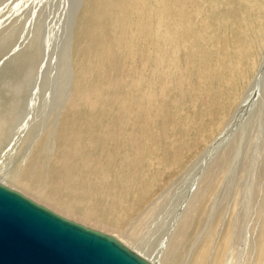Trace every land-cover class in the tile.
Listing matches in <instances>:
<instances>
[{
    "label": "bare ground",
    "instance_id": "bare-ground-1",
    "mask_svg": "<svg viewBox=\"0 0 264 264\" xmlns=\"http://www.w3.org/2000/svg\"><path fill=\"white\" fill-rule=\"evenodd\" d=\"M115 2L118 4L122 1L77 0L76 4H72L73 1L70 3L65 27L71 24V35L67 40V47L64 46L69 55V68H72L65 83L67 89L63 90L59 99L53 100L51 114L41 132L27 131L24 136L19 134L22 137L17 152V163L10 171L7 169L9 180H6L7 176L0 175V182L30 195L67 219L114 236L153 264H232V259L237 257L236 264H264V130L258 129V133L254 138L251 135L250 139L249 133L244 139L241 122L237 138L228 142L234 133L232 125L243 114V110L258 90L263 96L264 105V48L252 78L232 109H228V113L221 118V124L213 130L220 131L216 135L212 134L213 131L210 132L208 140L215 136L186 170L132 218L134 206L147 196L156 178L150 180V189L141 182V173L148 177L147 167L150 163L136 162L134 156L140 155L142 149L148 146V141L151 144L153 135L148 125L142 128L131 116H138V111H141L139 107L144 110L143 103L145 110L148 107L153 109L154 115L164 116L166 113L161 109L162 101L169 105H176L177 102L172 99L173 96L165 97L159 90L156 92L155 88H151V81L154 80L153 72H149L151 68L149 71L147 68L149 61H161L162 57L164 58L163 52V56H157L161 59L155 58L154 53L151 54V49L154 48L150 45L148 33L152 32L147 29H143V35L139 31L134 34L128 32L124 35L123 42L116 40L115 44H107L110 34L114 31V24L118 23L117 15L120 9ZM187 6L189 0H184L181 3V24L190 18L185 15L186 12H182ZM158 11L162 15L160 19L157 15L158 25L167 23L168 17L161 13L162 10ZM214 13L216 14V11ZM3 36H0L2 48L8 46L5 39L7 36ZM154 42L155 46L159 43L163 47L166 45L157 40ZM142 46H146L145 54L142 52ZM35 50L20 52L18 49V54H13L11 62L8 63L15 69L14 77L20 74L21 78L17 77L19 81L16 79L13 84L4 82L7 90L0 97V145L8 140L10 142L11 138L15 139L11 134L16 127L15 121H19V103L25 94L24 89H31L38 74V52ZM146 61L148 66L142 65ZM162 62L160 65L166 63ZM157 72L156 77L160 73ZM20 80L23 81L22 84L19 83ZM137 89L138 94H133ZM119 93L125 97H122L123 103L129 102L130 109H134L127 114L111 113L112 116L108 112L109 117L106 111L121 97L117 96ZM185 106L191 111L193 103H187ZM190 111L181 114V120L186 122L185 128L181 123V136L195 142L201 137L205 126L203 123L206 124L207 121L202 120L204 114L196 120L191 117ZM143 114L145 117L141 118L142 121L150 122L151 120H147L150 118L149 113L145 111ZM16 129L18 131L17 127ZM156 137L159 138V143L166 140ZM206 138L207 136L203 139L201 137L202 142L207 140ZM171 142H175L174 139ZM120 146L121 149H118ZM256 152L262 156L258 161L259 157L254 155ZM255 161L258 165L256 171ZM134 165L138 167L136 171ZM162 172L161 169L158 170V178ZM221 179L222 185L219 183ZM252 180L254 189H251ZM218 186L221 190H218ZM164 202H168L165 219L160 215V219L157 217V221L154 220L155 230H152L151 226L150 230L143 229L140 235V223L145 220V216H149L152 210L165 206L162 205ZM148 223L150 222H145L143 228ZM240 228L244 239L237 250L236 235ZM144 235L150 236L145 240L142 239ZM154 237L157 240H153ZM134 243L141 244L140 249L135 248ZM145 251L153 257L148 256Z\"/></svg>",
    "mask_w": 264,
    "mask_h": 264
},
{
    "label": "rangeland",
    "instance_id": "rangeland-1",
    "mask_svg": "<svg viewBox=\"0 0 264 264\" xmlns=\"http://www.w3.org/2000/svg\"><path fill=\"white\" fill-rule=\"evenodd\" d=\"M117 1H122L118 3L119 6L115 2L120 9L117 15L118 23H115L117 26L114 24V29L112 28L114 31L109 37L111 40L108 38L107 44H115L116 40H121V42H123L125 39L124 35H127L128 32L134 34L136 31H139L140 34H142V31L145 32L143 29L152 32L151 34L148 33V39L151 41L150 45L154 48L151 49V54L153 55L154 53L157 59H161V57H157L159 55H164V58H166L164 59L162 57L161 61H157L153 58L155 60L149 61V67H147V61L143 62L142 65H147L148 71L150 68L154 69V71L151 69L149 71L150 73L153 72V74L151 73L153 78L150 77V79L152 78L155 81V83L151 81V88H155L154 90L156 92L159 90L163 95L165 94V97L169 96L171 98V96H173L172 99H175L177 104H179L178 106L177 104L169 105L166 104L165 101H162L161 109L166 114L161 116L159 114L154 115V113H152L153 109L151 110L148 107L145 110V103H143L144 110H142V107H139L141 111H138V113L135 110L138 116L129 115L142 128L148 125V127H150L149 131L152 133L151 135H153L151 136V144H149L148 141V146L142 149L140 155L136 154V156H134L136 162L139 161L143 164L150 163V166L148 165L147 167L148 177H145L141 173V182L150 189V180L152 181L153 178H156V182L152 189L149 190L147 196L134 206L132 212L133 218L143 210L144 206L154 197L158 196L163 189H166L170 184L172 185L171 182L180 176L186 170L187 166L203 151L205 146L220 131V129H218L214 132V128H217V126L221 124V118L232 109L233 105L242 94L247 82L252 78L261 58L262 48H264V0H189L188 8L184 7L182 12H186L185 15L190 18L182 22L183 24H181V3H183L184 0ZM75 2H77V0H0V36L4 35V38L7 36L5 39L8 42L7 47L4 46L2 48V45L0 46V86H2L0 87L2 88L0 89V97L4 91L7 90L4 82L8 84L11 82L13 84L17 77L21 78L20 74L14 77L15 69L8 64L11 62V56H13V54H18V49H20V52L23 50L26 52L30 49H36L35 51L38 52V76L36 75L35 83L32 84V86L30 85L31 89H24L26 95L23 94V98H21V102L19 103L21 108L20 111H18L17 120L19 121H15V126L18 128V131L16 127H14L15 129L11 134L15 139L11 138L10 142L8 140L0 145V175L3 177L7 176L6 180H9L8 170L10 171L17 163V152L19 151L20 138L22 137L19 134L22 133L24 136L27 131L32 133L41 132L47 124V117L51 114L50 110L52 109L53 100L57 99L66 88V79L69 77L72 68H69L71 66V64L69 66V55L66 49H64V46L65 48L67 47V40L71 35V24L69 23L65 27V22L70 7L69 5ZM158 10H162L161 13H165V17H168L167 23L158 25L157 15H159V19L162 17ZM214 11H216L217 15ZM214 14L215 16H213ZM165 38L167 40H165ZM155 40L166 45L163 47L159 43L157 44L158 46H155ZM34 45L37 47H34ZM142 47V52L145 54L146 46ZM162 60L166 63L164 64ZM152 62L156 64V66H154ZM161 62L163 65H160ZM162 67L164 68L163 71ZM146 69L144 67V70ZM165 70L167 71L165 72ZM156 72L159 73L158 77L160 80L156 77ZM168 77L170 78L168 79ZM17 81H19V79H17ZM164 81L166 83H164ZM19 83L22 84L23 81L20 80ZM33 85L35 88H33ZM138 92V89L137 91L134 90L133 94H138ZM256 93L258 95L253 94L254 96H252L246 108L243 110V114L239 116L240 120L237 119L234 125H232L234 129V131L232 129V133H234L228 142L234 141V139L237 138L240 132L239 125L241 122L244 139L245 135L247 136L249 133L250 139L251 135H253L252 137L254 138L255 134L258 133V129L263 128L262 130H264L263 96L259 94V90L256 91ZM117 96L121 97H118V99L114 97L116 99L115 101L112 99V102L114 101L112 105L115 106L116 104V106H112L110 110L106 111V114L110 112L108 114L112 116V114L117 115L119 113L127 114V112H132L134 108L130 109L131 106L128 105L130 103L126 102L127 105L123 103V99L125 98L124 95L119 93ZM27 98L29 100H27ZM187 103H193V109L191 108V111L189 107L185 106ZM113 107L116 110L113 109L111 112ZM121 107L123 108L121 109ZM123 109L125 111H123ZM145 111L149 113L150 118L153 117L152 119H147L149 121L151 120V123L148 122L150 124L141 119L145 117V114H143ZM186 111H190L191 117H194L196 120L198 116H203L204 114V119L202 118V120H205V122L207 121V123H203L205 126L200 134L202 139L207 136V140L203 141L204 143L201 137L197 138L195 142H191L187 140L185 136H181V125L183 124L182 126L185 128L184 126L186 124V122L181 120V114H184ZM24 116L25 118H23ZM177 118L179 120H176ZM256 120H258V122ZM125 123L126 122H124V126L126 125ZM245 123H247V125ZM152 128L153 130H151ZM162 132L164 135H161ZM210 132H212V134L215 133V135L208 140ZM156 136L166 140L163 143H159V138ZM177 136L179 137L175 138ZM173 139L175 142H171ZM246 143L248 145V140ZM115 146L118 147V145ZM118 149H121V146ZM254 155L259 157L257 161L262 157L258 155V152L254 153ZM256 166L258 165H256L255 161L254 171L257 170ZM136 167L134 165L135 171L138 169V167ZM159 169L163 171L160 174L161 176L159 175L160 178H158ZM4 170H7L8 173ZM219 183L222 185V179ZM253 184L254 182L251 184V189H254ZM220 188L221 187L218 186V190ZM22 194L24 193L22 192ZM24 195L31 199L33 198L26 193ZM34 201L39 203L35 199ZM167 203L165 204L164 202L162 205L165 206H160L158 209L152 210L149 214L150 217L148 215L145 216V220L140 223V226H142V228L139 229V231L142 230L140 235H142L143 229L150 230L151 226V229L155 230L156 219L157 217L160 219V215L163 220L165 219L166 213L168 212ZM157 213L159 216H157ZM154 220L156 221L154 222ZM144 221L150 222L148 225H144L146 228H143ZM239 223L240 222H238V224ZM157 225H159V223ZM241 225L240 227H242ZM151 231H149V233ZM241 232L240 228L236 235L235 248L237 247V250L240 248V242L244 239V233L242 232V234ZM149 236L150 235H144L142 239L146 240ZM153 240L157 239L154 237ZM140 245L141 244L138 243L135 244V248L140 249ZM146 254L150 256L149 254L151 253L146 252ZM150 257H153V255ZM237 261L238 257L232 259V264H236Z\"/></svg>",
    "mask_w": 264,
    "mask_h": 264
},
{
    "label": "water",
    "instance_id": "water-1",
    "mask_svg": "<svg viewBox=\"0 0 264 264\" xmlns=\"http://www.w3.org/2000/svg\"><path fill=\"white\" fill-rule=\"evenodd\" d=\"M0 264H153L0 182Z\"/></svg>",
    "mask_w": 264,
    "mask_h": 264
}]
</instances>
